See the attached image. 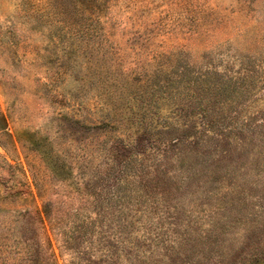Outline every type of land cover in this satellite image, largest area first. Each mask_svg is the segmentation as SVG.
<instances>
[{
  "label": "rangeland",
  "instance_id": "1",
  "mask_svg": "<svg viewBox=\"0 0 264 264\" xmlns=\"http://www.w3.org/2000/svg\"><path fill=\"white\" fill-rule=\"evenodd\" d=\"M0 264H264V0H0Z\"/></svg>",
  "mask_w": 264,
  "mask_h": 264
}]
</instances>
